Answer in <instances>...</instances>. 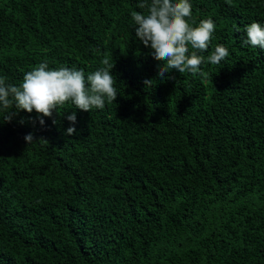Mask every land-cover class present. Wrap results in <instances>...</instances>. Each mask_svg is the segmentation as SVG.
Segmentation results:
<instances>
[{"label": "trees", "instance_id": "1", "mask_svg": "<svg viewBox=\"0 0 264 264\" xmlns=\"http://www.w3.org/2000/svg\"><path fill=\"white\" fill-rule=\"evenodd\" d=\"M138 2L0 0L6 83L108 59L118 93L43 126L0 110V264H264V49L242 44L264 0H189L190 24L216 25L203 55L229 56L165 79L135 37Z\"/></svg>", "mask_w": 264, "mask_h": 264}, {"label": "clouds", "instance_id": "2", "mask_svg": "<svg viewBox=\"0 0 264 264\" xmlns=\"http://www.w3.org/2000/svg\"><path fill=\"white\" fill-rule=\"evenodd\" d=\"M137 6L145 11L131 13L136 26L135 37L152 50L154 59L164 62L158 71L161 79H165L164 73L172 69L181 74L203 75L202 64L219 65L229 56V50L222 44H217L211 54L203 55L208 51L216 25L212 19L201 20L198 26L190 24L192 5L189 0H139ZM242 44L264 49V26L259 22L246 25ZM102 64L104 67L85 78L83 69H51L47 62H41L24 74L19 86L6 83L7 78L0 76V110H5L3 120L10 122L20 110L28 113L35 110L39 124L43 126V117H52L54 110L67 103L84 112L104 109L106 101H116L118 93L111 72L114 65L108 59ZM145 84L152 86L153 80H146ZM67 120L75 125V112L68 115ZM76 133L77 129L70 126L65 135ZM24 139L27 144L34 141L31 133Z\"/></svg>", "mask_w": 264, "mask_h": 264}]
</instances>
